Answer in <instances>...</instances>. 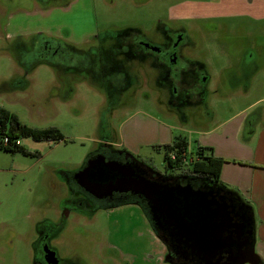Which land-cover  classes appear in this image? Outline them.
<instances>
[{
    "label": "rangeland",
    "instance_id": "1",
    "mask_svg": "<svg viewBox=\"0 0 264 264\" xmlns=\"http://www.w3.org/2000/svg\"><path fill=\"white\" fill-rule=\"evenodd\" d=\"M28 1L0 0V106L28 126L58 127L64 140L36 141L20 137L19 144L33 156L0 150V235H9L8 230L16 234L14 249H7V256L0 259V264H9L8 256L24 263L28 260L35 225L44 219L56 220L59 215L65 185L58 172L72 171L83 162L97 147L102 127L112 133L114 140L121 141L119 132H122L127 142L137 145L136 150H128L136 160L172 176L177 171L165 167L163 150L150 144L152 137L159 136L156 128L160 126L146 118L141 120L142 135L129 136L128 115H148L169 126L168 142L175 136H183L188 142L187 151L191 152L197 143L205 145L198 140L196 131L209 129L220 118L264 95V0H46L34 8ZM215 3L219 4L212 6ZM226 12L244 15L227 17L224 27L216 29L195 18ZM174 16L195 27L190 55L204 62L205 72L210 75L202 82V88L207 93L206 109L211 112V121L204 115L188 116V111L180 121L151 85L152 74L144 64H137L131 71L133 79L127 91L133 90L135 95L116 100L118 105H111L115 109L109 116L104 96L86 81L75 84L74 94L68 100L50 97L48 93L56 76L46 65L38 66L29 75L27 88L20 89V85L11 88L10 82L18 75L15 73L21 71L8 42L19 35L26 37L41 32L84 47L96 33L132 26L147 32L156 20ZM23 55L29 57L25 50ZM243 59L248 63L256 60L258 65L248 94L241 92L244 80L235 81L232 76L233 72L241 74ZM55 243L63 255L79 251L88 264H169L164 261V244L153 234L137 204H119L99 210L91 217L71 213ZM255 252L258 253L256 249Z\"/></svg>",
    "mask_w": 264,
    "mask_h": 264
},
{
    "label": "flooded vegetation",
    "instance_id": "2",
    "mask_svg": "<svg viewBox=\"0 0 264 264\" xmlns=\"http://www.w3.org/2000/svg\"><path fill=\"white\" fill-rule=\"evenodd\" d=\"M44 1L46 0L28 2L31 8H34V5L41 6ZM237 14L244 15L241 12H226L218 15H199L195 18L202 23H209L212 29H216L219 26L224 27V19ZM215 17L222 20L214 19ZM183 20L185 19L178 16L168 17L163 21L158 19L147 32L138 26L105 30L91 36L86 41V46L77 45L80 49H76V44L63 37L45 35L41 32L26 37L19 35L8 42V48L21 68V74L10 82L11 88H17L16 85H20V89L27 88L29 75L38 66L46 65L56 76V81L51 86L52 91L48 93L50 97L58 96L63 101L68 100L74 94L75 84L86 81L104 96L108 106L105 111L109 116L115 109L111 105H118L115 103L116 100L121 96L135 95V91H127L131 87V77L133 79L131 71L137 64H144L152 74L151 85L158 92V96L163 98L165 104L179 116L180 121L186 118V111L189 112L188 116L211 117V112L206 109L207 93L202 88V82L209 79L210 75L205 72V63L199 65L190 55L195 27L187 20ZM124 28L126 30L122 32ZM24 50L29 57L23 55ZM255 58L257 57L253 59ZM248 61L249 63L243 59L240 63L241 74L233 72L235 81L237 79L247 81L258 71L256 60ZM104 130L105 127H102L96 143L106 139L113 140L112 133ZM82 163L72 171L58 172L60 181L65 185V196L59 202L57 219L40 220L35 225L30 241L31 250L28 260L24 263L16 257L8 256L11 259L9 264H88L86 257L79 251L63 255L60 247L55 243L66 227L67 218L71 213L91 217L97 211L106 209V204L112 200V194L97 198L77 183L74 174L86 165V162ZM8 233L10 234L7 236L0 235V259H5L8 248L13 250L15 247L16 234L12 230H8ZM165 262L182 264V259L177 254H169Z\"/></svg>",
    "mask_w": 264,
    "mask_h": 264
},
{
    "label": "water",
    "instance_id": "3",
    "mask_svg": "<svg viewBox=\"0 0 264 264\" xmlns=\"http://www.w3.org/2000/svg\"><path fill=\"white\" fill-rule=\"evenodd\" d=\"M74 175L77 183L97 198L113 192L141 195L154 224L169 230L182 264L190 258L202 264H263L249 241V218L242 212L234 219L229 200L222 196L188 184L150 179L140 167L102 154L87 159Z\"/></svg>",
    "mask_w": 264,
    "mask_h": 264
},
{
    "label": "trees",
    "instance_id": "4",
    "mask_svg": "<svg viewBox=\"0 0 264 264\" xmlns=\"http://www.w3.org/2000/svg\"><path fill=\"white\" fill-rule=\"evenodd\" d=\"M126 28L122 32H125ZM80 49V46L75 47ZM204 65L203 62H197ZM194 64V62H193ZM6 136L8 141L2 142V138ZM20 137H31L36 141H61L64 136L60 129L56 126H48L44 128H36L22 123L19 118L6 108L0 106V150L19 152L23 155L33 156L28 150L23 148L19 143H15ZM107 141V142H106ZM156 149L163 150V161L165 167L177 173L165 175L159 173L156 169L146 166L136 160L127 149H119L112 144V140L100 141L97 147L87 154L83 160L84 164L87 159L102 154L106 159H112L123 163H131L140 167L150 179L165 180L170 183L188 184L194 189H202L211 192L213 195L222 196L229 200L230 208L234 219H238L242 212L249 218L248 229L251 231L249 235L250 244L254 243V223L253 214L250 206L241 198L239 193L228 188L220 181V173L222 165L227 161L221 156L215 154L213 147L209 145L198 144L191 152L187 151L188 142L183 136H175V138L167 143L154 144ZM119 204H137L144 212L153 234L162 241L165 247L166 255H176V243L169 234V230L165 225L156 226L151 218L147 201L139 194L131 192L112 193V200L106 204L105 208L109 209ZM183 262V260H182ZM185 264H202L196 258H190L184 262Z\"/></svg>",
    "mask_w": 264,
    "mask_h": 264
},
{
    "label": "crops",
    "instance_id": "5",
    "mask_svg": "<svg viewBox=\"0 0 264 264\" xmlns=\"http://www.w3.org/2000/svg\"><path fill=\"white\" fill-rule=\"evenodd\" d=\"M18 68L21 71L19 66ZM15 74L19 75L21 72ZM252 78L253 76L247 81H240L243 94L249 93ZM237 85H233V88L236 89ZM234 89L231 91H235ZM262 103L264 95L249 102L242 109L220 118L209 129L196 133L198 140L213 147L216 155L227 160L222 165L220 181L228 188L236 190L250 206L254 223V248L264 259V106H259ZM214 116L215 112L212 119ZM146 118L160 126L156 128L159 136L152 137L150 144L168 142L171 128L148 115H128L126 122L130 123L129 136L142 135L144 124L141 120ZM119 135L121 141L114 140L113 137L112 144L115 147L125 146L131 151L137 149V145L125 140L122 132Z\"/></svg>",
    "mask_w": 264,
    "mask_h": 264
},
{
    "label": "built area",
    "instance_id": "6",
    "mask_svg": "<svg viewBox=\"0 0 264 264\" xmlns=\"http://www.w3.org/2000/svg\"><path fill=\"white\" fill-rule=\"evenodd\" d=\"M8 141V138L6 136H4L2 138V142L6 143ZM15 143H19V140H16Z\"/></svg>",
    "mask_w": 264,
    "mask_h": 264
}]
</instances>
